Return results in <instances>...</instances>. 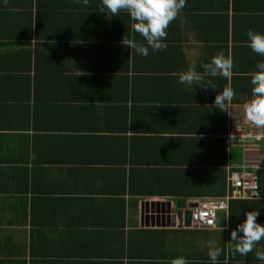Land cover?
I'll return each instance as SVG.
<instances>
[{"label": "crops", "instance_id": "0c3cea01", "mask_svg": "<svg viewBox=\"0 0 264 264\" xmlns=\"http://www.w3.org/2000/svg\"><path fill=\"white\" fill-rule=\"evenodd\" d=\"M100 3L0 0V264H212L209 241L217 264H262L255 249L233 253L231 231L249 211L260 210L264 224V175L260 197L234 201L212 229L185 227L182 199L160 192L180 189L165 168L216 167L218 140L227 167L264 157L263 141L235 162L240 144L226 137L246 126L252 74L264 60L247 32L264 33V0H186L166 30L168 47L147 57L121 44L124 36L145 43L128 12L113 17ZM219 53L232 58L230 80L204 75ZM189 69L216 90L179 84ZM225 87L235 95L221 111L213 102ZM116 135L129 137L127 169L147 194L126 188L119 145L96 144ZM199 199H184L183 212Z\"/></svg>", "mask_w": 264, "mask_h": 264}, {"label": "clouds", "instance_id": "9594fccd", "mask_svg": "<svg viewBox=\"0 0 264 264\" xmlns=\"http://www.w3.org/2000/svg\"><path fill=\"white\" fill-rule=\"evenodd\" d=\"M77 2L85 6L89 4V0H77ZM185 5L186 0H101L99 11L107 15L110 13L113 17L121 10L127 11L133 21L132 31L139 33L145 43H137L134 38L124 36L121 44L131 49V53L135 51L138 55L147 57L149 49L157 52L168 47L164 42L167 37L166 30ZM247 37L248 46L252 52L264 57V33L249 29ZM202 67L204 75L212 77L222 76L230 80L233 74L232 58L225 57L223 53L213 56L210 62L203 64ZM256 68L257 71L252 74L251 78L252 99L245 105V115L255 127L261 128L264 127V60L257 62ZM202 81L203 75L193 69L180 73L178 79L181 85L187 84L191 87L195 84L196 87L203 86L205 89L216 90L211 82L205 86ZM234 95L235 92L231 87H225L215 96L214 106L224 111L231 105ZM259 215L260 210L247 212L246 219L231 231V241H235L232 251L234 254L247 256L255 249L256 259L264 264V250L256 248V245L264 238V224L257 222ZM180 218L185 226L184 212ZM213 245L214 242L209 241L208 256L212 264H217L220 250L214 249ZM171 264H187V261L183 257H177L171 261Z\"/></svg>", "mask_w": 264, "mask_h": 264}, {"label": "trees", "instance_id": "16d2710c", "mask_svg": "<svg viewBox=\"0 0 264 264\" xmlns=\"http://www.w3.org/2000/svg\"><path fill=\"white\" fill-rule=\"evenodd\" d=\"M23 105L24 111H26L28 118L30 119V115H32V107L29 105ZM98 140H96V144H99L100 146L105 145H119L123 152L124 159L120 162L121 164L117 167L119 170L122 171L123 177H124V184L127 188V186L130 188V192L132 193H142L147 194V190H136L133 188V175L134 171H137L136 169H127V166L130 164V142L129 137L126 135H116L112 137H97ZM95 141V140H94ZM221 142V145L223 146V160L220 162H216V167H213L212 169H204L200 165L198 166H191L189 167L186 165V167H174L172 168H165L164 171L168 173V176L170 178V183L179 186L180 189H168L165 191H158L160 193L164 194H170L175 195L178 198H181L182 200L179 202V215L182 217L183 209L185 207V202H183L184 199L187 198H205V197H219L223 196L226 193L227 190V163H228V155L227 151L224 147V140H218ZM256 160V159H253ZM98 162H102V160L98 159ZM119 164V163H118ZM189 164V163H187ZM261 168L258 171V183L260 187V194H262V177L264 175V157L260 161ZM147 169L144 170V173ZM176 177L178 179H176ZM178 180V181H175ZM125 194L126 190L123 191ZM156 192V191H155ZM157 193V192H156ZM234 201H231V205ZM230 205V206H231ZM149 233H154L153 231H147ZM165 233L175 232V230H169L164 231Z\"/></svg>", "mask_w": 264, "mask_h": 264}, {"label": "built area", "instance_id": "2783aa9c", "mask_svg": "<svg viewBox=\"0 0 264 264\" xmlns=\"http://www.w3.org/2000/svg\"><path fill=\"white\" fill-rule=\"evenodd\" d=\"M226 137L228 142L240 144L246 150H253L264 141V127L257 128L246 120L244 128L230 129ZM260 163L244 161L230 163L227 167V192L219 197L199 199L198 206L192 208V227L212 229L217 225L219 213L228 211L231 201L260 197L257 171Z\"/></svg>", "mask_w": 264, "mask_h": 264}, {"label": "water", "instance_id": "95a60500", "mask_svg": "<svg viewBox=\"0 0 264 264\" xmlns=\"http://www.w3.org/2000/svg\"><path fill=\"white\" fill-rule=\"evenodd\" d=\"M158 204V203H156ZM187 207L184 210V219H185V226L190 227L192 225V208L198 206V201L190 202L186 204ZM175 215H177L176 207H175Z\"/></svg>", "mask_w": 264, "mask_h": 264}, {"label": "rangeland", "instance_id": "374dc122", "mask_svg": "<svg viewBox=\"0 0 264 264\" xmlns=\"http://www.w3.org/2000/svg\"><path fill=\"white\" fill-rule=\"evenodd\" d=\"M236 148L238 149V150H236V151H233V156H232V159L235 161H241V160H244L245 158H246V156L244 155V151H243V149H244V147L242 146V145H237L236 146ZM245 150V149H244ZM238 151V152H237ZM235 161V162H236Z\"/></svg>", "mask_w": 264, "mask_h": 264}]
</instances>
